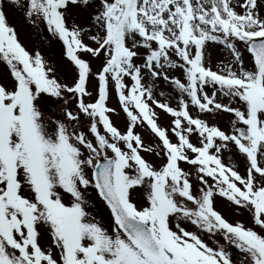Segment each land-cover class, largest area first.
<instances>
[{"label":"snow or ice","instance_id":"obj_1","mask_svg":"<svg viewBox=\"0 0 264 264\" xmlns=\"http://www.w3.org/2000/svg\"><path fill=\"white\" fill-rule=\"evenodd\" d=\"M88 3L26 0L24 7L29 23L62 42L76 69L69 84L39 49L20 42L0 0V60L14 78L11 87L0 84V264H264V0H100L90 25L69 24V7ZM208 41L224 44L231 63L213 70ZM101 55L89 100V57ZM176 67L184 79L169 74ZM146 73L180 90L176 107L156 99ZM111 91L128 118L123 132L109 116ZM53 98L63 99L59 115L47 107ZM156 107L173 116L170 129L158 124ZM220 110L232 114L231 130L202 118ZM140 124L159 138L156 155L166 160L158 167L138 150H152L135 131ZM233 145L246 158L243 174L224 162ZM182 161L193 166L195 187ZM137 190L143 204L133 199ZM92 192L110 213L107 226ZM217 195L248 210L261 231L226 219ZM45 234L50 243L42 244Z\"/></svg>","mask_w":264,"mask_h":264},{"label":"rangeland","instance_id":"obj_2","mask_svg":"<svg viewBox=\"0 0 264 264\" xmlns=\"http://www.w3.org/2000/svg\"><path fill=\"white\" fill-rule=\"evenodd\" d=\"M4 10L6 12L7 21L10 25L14 26L17 34L18 39L20 42L25 45V47L30 51L34 52L36 49H39L44 58L50 62L55 64L57 68V76L58 79H60L62 82H66L71 84L73 81V78L76 74V69L73 68L70 65V62L64 57V47L62 45V42L56 38L53 37L46 28L43 27H34L27 18L24 16V7L26 5V0H20V6L17 7L15 4L11 3V0H3ZM100 6V0H89V3L87 6L83 5H75L70 6L68 9L67 14V20L68 23L71 24L72 22H75L81 26L90 25L91 24V15L96 10V7ZM236 10L238 12H242L243 9L237 7ZM263 15V13H262ZM85 39H87V33L84 34ZM91 43V41H87ZM212 45L210 42H206V56L208 61L210 62V65L213 70L217 69H223L227 64V61L225 58L232 60L231 52L227 49V47L220 43L217 44L220 53L215 54L212 52ZM216 46V48H217ZM241 47H243V44H240ZM225 52H224V51ZM141 52H145V49L141 48ZM228 54V55H227ZM174 59H179L178 57L173 56ZM90 59V65L92 69V74L90 75L88 87L89 91L93 93L92 97H87V99L91 100L95 96V86H96V77L95 73L101 68L103 62H104V56L101 55L98 59L95 57H89ZM141 58H137V62H141ZM244 60L246 64L251 67L252 60H251V54L244 52ZM183 70L179 67L171 68L169 69L170 75H176L178 77H181V79H184L182 75ZM14 83V78L10 74V70L7 67L6 63L2 60H0V84H4L6 86L11 87ZM126 83H129L130 80L126 78ZM144 83L145 86L153 85V92L156 97V99L161 101H166L173 107H176L178 104V97L181 95L180 90L175 88L173 85H171L169 82L164 80H155V78L151 77L147 73L144 76ZM209 92H211V89H208ZM163 93L164 95H161ZM185 98H187L186 94ZM66 96L68 98V107L75 110V100L71 97V94H67ZM217 99H219L222 103H228L229 97L221 96L219 93H217ZM151 103V102H150ZM107 104L110 108L115 109V113H109L110 119L114 123L116 127H118L122 132L126 130L127 124H128V118L126 116V113L122 110L119 101H118V95L115 93V91H111L109 98L107 100ZM48 109L50 113H55L56 115H59L60 110L64 107L63 99L59 101H55V98H53V102H50L48 104ZM155 107V106H154ZM157 115H158V124L160 126L171 128V120L173 119V116L171 114L166 113L164 110L159 109L158 107L155 108ZM189 110L193 115H196L200 112V110L189 105ZM202 118L207 119L210 124H216L219 127H221L222 130H231V120L233 119L232 114L220 110L215 115H209V114H203ZM88 121L81 118V124L87 125ZM86 130V129H85ZM136 132H139L142 136L143 143L150 147L151 151H146L143 148L138 149L141 151V155L144 156L145 159L152 162L155 166H160L161 163H163L166 160V157L163 156V153L161 152L160 155H156V148L155 145L160 144L159 138L156 137L148 127H146L144 124H140L135 128ZM169 135L172 138L173 141L176 140V138L171 134L169 131ZM89 138H92L89 136ZM192 141L194 143L197 142V135L193 134L191 137ZM123 147V145H122ZM109 155H111V152H109ZM223 159L226 164L231 163L234 167H237L238 170L243 174L245 172L246 168V158L244 155L240 154L238 150L233 145L231 147V151H224L223 153ZM181 167L184 168L186 171L191 172L192 179H193V185L197 184V181L195 179L196 172L193 169V166L181 162ZM67 199V196H66ZM91 199L93 206L95 208L96 213L100 216V218L104 221L105 226L108 224L110 213L107 210V208L103 205V203L100 201L99 197L92 192L91 193ZM133 199L139 204H143L144 198L142 195H140L139 190H137L136 193H133ZM217 210H219L222 215L228 219L230 222H243L246 226H252L257 231H261L259 227H257L254 224L253 216L244 208L237 209V206L234 205V203L228 201L226 198H223L219 195L215 197V205ZM182 226L186 227L189 230H195V226L192 225L188 221H182ZM175 225L173 224V227ZM45 237V238H44ZM203 238L207 243H209L212 246H215L213 244V239L209 236V234L204 233ZM215 239L220 240L221 243H223V237L221 235H217ZM50 243V237L48 235H42L41 237V243ZM233 253V259L236 260L237 257H239L241 254L235 249L232 248Z\"/></svg>","mask_w":264,"mask_h":264},{"label":"bare ground","instance_id":"obj_3","mask_svg":"<svg viewBox=\"0 0 264 264\" xmlns=\"http://www.w3.org/2000/svg\"><path fill=\"white\" fill-rule=\"evenodd\" d=\"M193 2L195 3V0H193ZM97 8H98V7H96V9H97ZM260 12H261V14L263 13V15H264V7H261V8H260ZM21 43H22V41H21ZM22 44H23V43H22ZM217 44H218V42H212V43H211V45H212L211 47H212V49H213L212 52L215 53V54H219V53H220L219 48H221V47L218 48ZM23 45H24V44H23ZM24 46H25V45H24ZM216 46H217V48H216ZM223 51H224V50H223ZM224 52H225V51H224ZM227 55H228V54H227ZM225 60L227 61V64L231 63V61H232L231 59H228V60H227V57L225 58ZM44 238H45V237H44ZM43 244H44V243H43Z\"/></svg>","mask_w":264,"mask_h":264}]
</instances>
